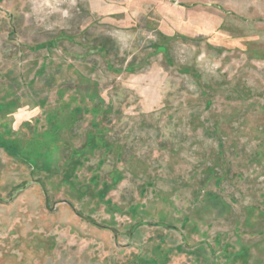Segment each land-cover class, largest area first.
Listing matches in <instances>:
<instances>
[{"label":"rangeland","instance_id":"obj_1","mask_svg":"<svg viewBox=\"0 0 264 264\" xmlns=\"http://www.w3.org/2000/svg\"><path fill=\"white\" fill-rule=\"evenodd\" d=\"M20 61L29 77L61 71L49 90L84 89L75 67L95 79L105 123L138 132L140 150L124 176L0 166V264L128 261L138 227L142 241L173 230L214 243L223 264H264V0H6L0 74Z\"/></svg>","mask_w":264,"mask_h":264},{"label":"crops","instance_id":"obj_2","mask_svg":"<svg viewBox=\"0 0 264 264\" xmlns=\"http://www.w3.org/2000/svg\"><path fill=\"white\" fill-rule=\"evenodd\" d=\"M4 1L0 0V4ZM1 11L12 16L8 10ZM24 64L20 61L0 74V166L9 164L7 170L12 176L14 169L10 167L17 162L25 171L30 161L43 162V166L54 163V169L59 170L67 168L71 162L86 161L84 170L90 172L91 177L108 176L109 168L115 169L116 165H122L117 171L123 172L124 176L123 163L137 159L139 133L133 132L127 137L125 124L117 123L115 128L114 123H105V97L101 91H96L99 94L93 102L95 79L75 67L76 81L87 83L84 89L76 84L70 87L74 90L67 91L64 88L69 85L58 82V89L49 90V84L53 85L61 71L45 78L35 74L29 77L23 74ZM68 64L78 66L77 62ZM13 72L17 74L11 79ZM127 148L133 154L128 153ZM130 173L133 174V169ZM0 193L9 191L1 189ZM57 207L65 213H72L73 219L77 220L74 206L59 202ZM139 229L127 236L133 255L128 261L119 260L116 264H223L216 255L219 247L214 243L189 246L185 242L189 238L173 230L142 241L138 237ZM145 241L154 246L149 259L137 251L140 243Z\"/></svg>","mask_w":264,"mask_h":264},{"label":"water","instance_id":"obj_3","mask_svg":"<svg viewBox=\"0 0 264 264\" xmlns=\"http://www.w3.org/2000/svg\"><path fill=\"white\" fill-rule=\"evenodd\" d=\"M66 204H68V203L66 202Z\"/></svg>","mask_w":264,"mask_h":264}]
</instances>
